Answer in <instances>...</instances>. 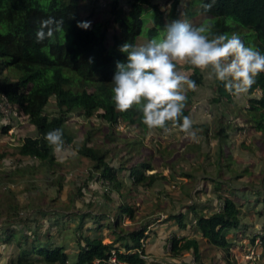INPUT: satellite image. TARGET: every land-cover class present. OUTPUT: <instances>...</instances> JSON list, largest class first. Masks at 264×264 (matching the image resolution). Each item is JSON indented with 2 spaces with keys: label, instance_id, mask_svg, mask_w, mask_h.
Returning a JSON list of instances; mask_svg holds the SVG:
<instances>
[{
  "label": "rangeland",
  "instance_id": "obj_1",
  "mask_svg": "<svg viewBox=\"0 0 264 264\" xmlns=\"http://www.w3.org/2000/svg\"><path fill=\"white\" fill-rule=\"evenodd\" d=\"M151 1L162 9H167L172 2ZM109 3V0H82L80 8L82 16L95 14L90 24L110 19L107 40L110 46L119 30L109 12ZM120 5L128 10L130 0H120ZM191 6L192 0L180 3L182 20L188 21L184 15L194 11ZM152 14V7L144 13L145 31L152 25ZM191 18L199 21L198 14ZM147 42V37L139 36L137 45ZM185 65L180 64L178 68L189 76ZM202 73L203 83L189 96L187 104L189 116L197 126L194 128L198 130L196 140L187 137L179 128L165 134L157 129L144 131L123 121L111 126L99 116L86 117L76 111L67 120L68 130L75 139L65 145V151H55L53 168L18 153V146L26 136L36 135V129L10 102L0 98V260L7 257L6 264H11L18 255L14 244L5 243V232L1 229L8 215L14 213L13 207L18 206L28 215L38 212L34 218L41 238L45 239V233H50L54 242L66 246L74 260L78 249L75 229L81 222V214L114 218L118 205L125 202L134 207V219L125 213L121 227H138L152 221L144 240L147 264H227L228 261L264 264V253L258 244L260 238L253 241L256 235L264 232V132L253 126L248 114L250 99L260 97L261 91L256 89L239 96L230 93L229 99L217 102L214 100L217 95L215 79L208 78V71ZM6 74L9 70H2L1 75ZM187 91L185 86L186 96ZM57 110L56 100L51 97L45 112L53 116ZM222 125H226L225 138L218 134ZM87 141L107 149L108 160L117 169L127 167L119 174L120 188L99 178L93 161L77 152L76 148ZM142 161L150 165V169H145L146 174H158L152 185L146 186L149 179L141 184L133 183L134 177L128 167ZM218 181L220 185H216ZM220 194H234V199L243 203V228L228 233L231 242L228 251L201 238L195 230L191 209L194 205L200 213L213 212L222 204ZM181 212L186 215L185 228L168 219L170 214ZM57 214L61 215L55 220ZM17 221L10 219L14 224ZM107 221L102 219L97 231L104 242L111 241L109 228L104 226ZM83 224L97 227L91 216ZM173 235L196 237L199 256L192 251L173 256L170 242Z\"/></svg>",
  "mask_w": 264,
  "mask_h": 264
},
{
  "label": "trees",
  "instance_id": "obj_2",
  "mask_svg": "<svg viewBox=\"0 0 264 264\" xmlns=\"http://www.w3.org/2000/svg\"><path fill=\"white\" fill-rule=\"evenodd\" d=\"M82 0H0V97L5 95L18 112L29 119L36 129V135L26 136L18 146V153L30 156L42 165L53 168L56 164L55 150L45 140V135L55 129L63 130L65 145L74 141V135L68 130L67 120L73 112L86 117L94 115L107 121L111 126L120 122L137 125L144 131L149 129L143 123V114L135 107L128 112H120L115 108L113 100V77L117 71L116 62H127V54L120 51L124 43L138 44V37L145 36L148 41L161 36L165 31L166 22L181 18L179 5L181 0H172L167 9H162L151 0H130L129 9L120 5V0H109V12L119 32L113 37V44L108 45L109 20L97 21L87 29L78 27V22H89L95 14L82 16ZM210 0H192L194 11L185 12L187 22L198 26L202 23L215 25L217 34L239 33L246 45L257 48L264 53V0H216L210 11L204 10V4ZM196 5V7H195ZM153 8L152 25L144 30V13ZM198 9V11H197ZM199 15V21L191 16ZM189 15L190 18H187ZM53 17L63 20V29L54 33L53 37L38 42L36 33L41 20ZM189 78L196 85L203 83L200 69L186 63ZM9 74L1 75L2 70ZM10 74H13L12 77ZM217 95L215 101L230 98V92L224 84L215 79ZM261 91L260 97L250 99L248 114L253 126L264 132V73L255 78L249 89L252 93ZM194 90L188 89L187 103L183 115L189 116L187 104ZM54 97L57 112L49 116L45 107ZM182 123V119L180 121ZM197 126L193 124V128ZM7 128V127H6ZM163 131L162 129H157ZM218 134L226 137V125H222ZM77 152L93 161V168L99 172L104 182L120 188L122 183L119 174L125 166L118 169L108 160L109 151L103 147L90 145L87 141L77 147ZM134 177V185L149 179L146 186L152 185L157 173L146 174L150 169L147 161L128 167ZM220 175V174H219ZM220 185V181L216 182ZM235 193V190H233ZM235 196L220 194L222 204L218 209L206 214L200 213L196 206H191L196 222L195 230L205 242L218 248L229 250L230 231L243 228L242 204ZM263 196V195H262ZM264 199V198H263ZM14 213L1 224L5 232L4 241L14 244L18 255L11 264H95L96 259L107 258L116 252L119 260L125 264H147L144 240L148 237L145 222L138 227H121V219L125 213L134 219V207L125 202L118 205L114 218L108 215L92 213L81 214L80 224L75 229L78 249L75 259L66 251V246L54 242L50 233L41 238L37 219L38 212L24 214L19 207H13ZM42 213L45 214L44 211ZM61 214L55 216V220ZM91 216L94 226L85 227L86 218ZM185 213L170 214L169 220H175L180 228L186 227ZM12 218L18 221L10 222ZM102 219L109 228L111 241L104 242L102 235L97 233L101 228ZM31 220L35 223H29ZM29 221V222H28ZM100 225V226H99ZM89 232V233H88ZM94 232V233H93ZM260 238L261 250L264 253V232L253 238ZM171 253L178 256L192 251L199 256V241L196 237L173 235L171 237ZM227 264H232L228 261Z\"/></svg>",
  "mask_w": 264,
  "mask_h": 264
},
{
  "label": "clouds",
  "instance_id": "obj_3",
  "mask_svg": "<svg viewBox=\"0 0 264 264\" xmlns=\"http://www.w3.org/2000/svg\"><path fill=\"white\" fill-rule=\"evenodd\" d=\"M183 3V0H181ZM216 0L204 4L210 11ZM64 21L53 17L43 19L36 33L38 42L53 37L63 29ZM87 29L90 22H78ZM215 25L202 23L195 26L178 19L166 22L165 31L146 44L124 43L120 51L127 54V62H116L113 77V100L120 112L134 107L142 112L143 123L149 130L162 129L165 134L179 128L187 137L197 139L190 116L183 115L187 103L185 86L195 90L196 82L178 68L187 63L209 72V79L222 82L233 95L246 94L255 78L264 73V53L246 45L239 33L217 34ZM182 119V123H180ZM45 140L56 152L65 151L63 130L55 129ZM5 257L0 264H6Z\"/></svg>",
  "mask_w": 264,
  "mask_h": 264
},
{
  "label": "built area",
  "instance_id": "obj_4",
  "mask_svg": "<svg viewBox=\"0 0 264 264\" xmlns=\"http://www.w3.org/2000/svg\"><path fill=\"white\" fill-rule=\"evenodd\" d=\"M0 98L2 99V101H6V102L8 101V98L5 95H2V97H0ZM260 243H258V244H260ZM95 264H125V262L119 260L116 252L113 251L112 254L109 255L107 258L96 259Z\"/></svg>",
  "mask_w": 264,
  "mask_h": 264
}]
</instances>
